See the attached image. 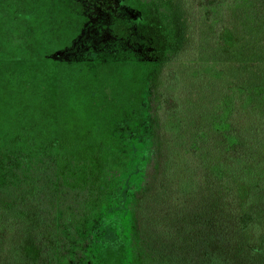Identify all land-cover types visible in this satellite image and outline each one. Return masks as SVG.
I'll return each mask as SVG.
<instances>
[{
	"label": "rangeland",
	"instance_id": "374dc122",
	"mask_svg": "<svg viewBox=\"0 0 264 264\" xmlns=\"http://www.w3.org/2000/svg\"><path fill=\"white\" fill-rule=\"evenodd\" d=\"M165 70L174 72L168 90L181 108L159 125L160 147L180 162L168 173L152 218L176 231L199 218L208 228L215 219L230 230L236 208L228 194L246 193L253 228L229 232L224 248L174 243L187 258L173 257L179 264H264V146L250 153L242 174L223 177L227 190L215 180L232 160L222 137L211 133L224 113L264 114V0L217 7L199 0H0V189L22 184L36 187L37 195L50 193L55 186L46 160L57 162L63 144L102 148L91 166L97 172L126 154L140 174ZM126 132L131 144L123 141ZM35 228L0 225L14 247L0 264H36ZM104 250L101 264H145L126 240ZM86 256L82 264H95ZM49 262L69 264L60 253Z\"/></svg>",
	"mask_w": 264,
	"mask_h": 264
},
{
	"label": "trees",
	"instance_id": "16d2710c",
	"mask_svg": "<svg viewBox=\"0 0 264 264\" xmlns=\"http://www.w3.org/2000/svg\"><path fill=\"white\" fill-rule=\"evenodd\" d=\"M199 1L207 7H217L227 0ZM160 81V92L153 105L156 116L148 118L150 128L146 138L149 159L140 174L137 164L130 166V158L126 154L122 155L119 159L122 162L118 164L115 161L106 165L100 162L103 167L101 172H97L91 166L99 162L102 148L84 147L86 149L76 151L63 144L57 162L51 158L46 160L53 174L50 183L57 188V192L50 187V193L41 190L42 193L37 195L36 187L22 184L0 189V225L16 227L20 222L35 223L36 264H49V260H54L59 253L67 256L69 264H82L89 252L95 264H101L104 249L118 240H126L129 252L132 250L142 255L145 264H179L181 261L173 257L175 253L176 257H182L183 262L187 257L181 254L179 247L174 250V243H205L213 248L220 244L224 248L228 247L226 244H231L229 232L244 234L253 228L255 216L243 203L246 193L241 198L236 193L228 194L230 203L236 208L230 230L222 221V225H215L218 222L215 219L210 224L213 226L208 228L203 226L204 219L199 218L192 220L189 227H183L184 231H176L170 223L164 225V221L152 218L151 210L157 198L161 197L159 194L164 190L168 173L180 162L160 147V134L164 130L159 125L167 124L166 121L175 117L181 108L175 93L168 90L176 81L174 72L163 71ZM219 110L223 111V108L219 107ZM126 133H123V141L131 144L129 133ZM211 133L220 135L228 147L225 151L230 154L229 161L232 162L224 166L222 175L215 180L228 188V181H224L223 177L227 179L229 173L235 172L242 174L247 168L250 153L264 146V114L241 119L237 112L224 113L212 122ZM110 136H113L112 133ZM106 149L111 154L112 147ZM221 227L223 231L219 230ZM156 244L165 245L168 251L161 254ZM12 248L7 244L5 235L0 234V256Z\"/></svg>",
	"mask_w": 264,
	"mask_h": 264
}]
</instances>
